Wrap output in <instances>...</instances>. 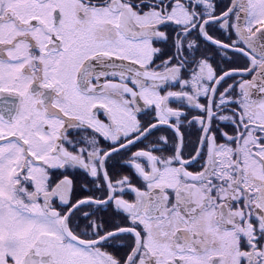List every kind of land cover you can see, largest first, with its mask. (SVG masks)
I'll return each instance as SVG.
<instances>
[{"label":"snow or ice","instance_id":"6c2138e0","mask_svg":"<svg viewBox=\"0 0 264 264\" xmlns=\"http://www.w3.org/2000/svg\"><path fill=\"white\" fill-rule=\"evenodd\" d=\"M0 264H264V0H0Z\"/></svg>","mask_w":264,"mask_h":264}]
</instances>
